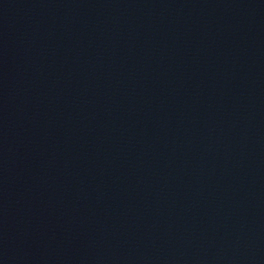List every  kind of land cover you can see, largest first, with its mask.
I'll return each mask as SVG.
<instances>
[{"label":"water","instance_id":"95a60500","mask_svg":"<svg viewBox=\"0 0 264 264\" xmlns=\"http://www.w3.org/2000/svg\"><path fill=\"white\" fill-rule=\"evenodd\" d=\"M10 264H264V0H81Z\"/></svg>","mask_w":264,"mask_h":264}]
</instances>
